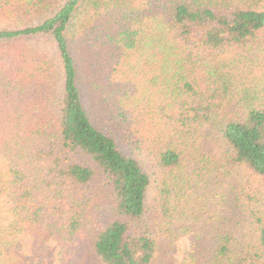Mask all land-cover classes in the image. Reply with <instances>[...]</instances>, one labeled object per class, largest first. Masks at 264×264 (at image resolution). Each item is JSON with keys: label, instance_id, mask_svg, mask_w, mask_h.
<instances>
[{"label": "trees", "instance_id": "obj_1", "mask_svg": "<svg viewBox=\"0 0 264 264\" xmlns=\"http://www.w3.org/2000/svg\"><path fill=\"white\" fill-rule=\"evenodd\" d=\"M44 81L48 118L1 115ZM263 195L264 0H0V264L30 262L24 237L59 264L184 237L183 264H262Z\"/></svg>", "mask_w": 264, "mask_h": 264}, {"label": "rangeland", "instance_id": "obj_2", "mask_svg": "<svg viewBox=\"0 0 264 264\" xmlns=\"http://www.w3.org/2000/svg\"><path fill=\"white\" fill-rule=\"evenodd\" d=\"M95 70L97 73L99 72V69L96 68ZM11 71H12V67H10V64L8 66V69L1 67V72L4 73L3 75L4 77L7 76V74L10 73ZM43 83L44 86L43 85L39 86L37 84V86L40 89L35 88L34 85L32 87L29 85L27 87L26 92L21 93L22 94L21 97L18 95L17 98L12 99V101L10 100L9 102L5 103L6 107L1 115H3V117L8 121L11 120L14 121L15 119L20 120L19 117L25 119L32 118L34 116L36 117L37 115L35 113V108H36L35 103H40L44 105L45 107L44 111L45 114H47L46 116L48 118L49 117L48 113L52 114L54 111L52 109L54 106H56L57 96H56V90L50 88V84L48 81H44ZM152 95H153L152 96L153 101L160 98L158 92ZM90 109L92 110L93 113L92 115L101 121L111 119V116H107L105 114L104 111L106 109H104L97 102L92 103ZM23 112H25V114L21 115ZM45 114L44 115L42 114L44 118H45ZM233 184L235 185L236 183L233 182ZM261 200H262L261 208H263L264 210V195L261 197ZM12 218H13L12 205L7 199V197L4 196L0 200V231L3 234H7L9 230L10 232L12 231L11 228L9 227L12 222ZM205 226L208 227L207 225ZM192 237L194 238L193 235ZM191 241H192L191 237H184L174 242L162 243L161 254L157 260V264H179V263L183 264L185 257H188V255H190L189 251H190ZM21 242H24V247H25L24 248L25 254L22 255L23 259H30V262H26L25 264H43V262L46 264H59L58 261L59 251L57 248L52 247V250L50 249H48V251L45 250L46 252L38 251L37 253H33L31 248H29L31 242L26 237L22 238ZM84 247L85 246L83 245L79 253L75 251L72 254L73 256L72 260L74 262L78 261L80 264H84V262L86 261ZM261 255L263 256L261 263L264 264V250L261 252Z\"/></svg>", "mask_w": 264, "mask_h": 264}]
</instances>
